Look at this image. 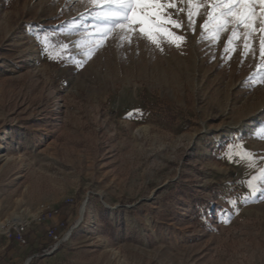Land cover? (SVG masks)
Listing matches in <instances>:
<instances>
[{"label": "rangeland", "instance_id": "obj_1", "mask_svg": "<svg viewBox=\"0 0 264 264\" xmlns=\"http://www.w3.org/2000/svg\"><path fill=\"white\" fill-rule=\"evenodd\" d=\"M98 7L0 0V264H264L262 34L229 59L201 0L179 47L129 44Z\"/></svg>", "mask_w": 264, "mask_h": 264}, {"label": "snow or ice", "instance_id": "obj_2", "mask_svg": "<svg viewBox=\"0 0 264 264\" xmlns=\"http://www.w3.org/2000/svg\"><path fill=\"white\" fill-rule=\"evenodd\" d=\"M97 5L96 19L101 24V31L107 38L115 29H119L118 39L132 43V36L138 34L146 38L151 44L160 48L161 39L175 44L177 47L186 39L180 35V31L196 30V17L201 12V0H89ZM203 3L210 8L206 12L207 18L200 25L201 37L218 42L222 33L229 31L231 35L226 41L225 53L235 51L232 47L234 40L243 36L244 55L254 52L249 43V37L260 32V57L264 60V0H203ZM186 5L187 7H181ZM259 5V11H257ZM183 13L187 19V25L180 19ZM239 29H243L240 32ZM40 38V37H38ZM48 37L42 38V43H47ZM63 47V46H62ZM163 51V48H161ZM264 83V75L261 81ZM264 133V130H262ZM242 160L251 164L254 154L247 150L239 153ZM250 189L249 195L257 193L264 195V169L258 177H253L247 183ZM245 199L248 196L244 197ZM235 203V201H229Z\"/></svg>", "mask_w": 264, "mask_h": 264}, {"label": "built area", "instance_id": "obj_3", "mask_svg": "<svg viewBox=\"0 0 264 264\" xmlns=\"http://www.w3.org/2000/svg\"><path fill=\"white\" fill-rule=\"evenodd\" d=\"M22 231H23V228H16V238L19 242L24 243V240L22 239Z\"/></svg>", "mask_w": 264, "mask_h": 264}]
</instances>
